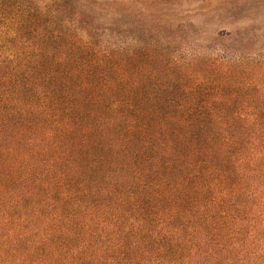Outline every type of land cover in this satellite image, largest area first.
Masks as SVG:
<instances>
[{
  "label": "trees",
  "instance_id": "obj_1",
  "mask_svg": "<svg viewBox=\"0 0 264 264\" xmlns=\"http://www.w3.org/2000/svg\"><path fill=\"white\" fill-rule=\"evenodd\" d=\"M120 16L0 0V264H264V47L130 72Z\"/></svg>",
  "mask_w": 264,
  "mask_h": 264
},
{
  "label": "rangeland",
  "instance_id": "obj_2",
  "mask_svg": "<svg viewBox=\"0 0 264 264\" xmlns=\"http://www.w3.org/2000/svg\"><path fill=\"white\" fill-rule=\"evenodd\" d=\"M101 1L110 13L121 12L123 53L130 72L158 69L160 59L219 58L225 49L233 54L238 41L229 38L235 33L245 32L250 48L264 47V0ZM260 52L264 54V49Z\"/></svg>",
  "mask_w": 264,
  "mask_h": 264
}]
</instances>
